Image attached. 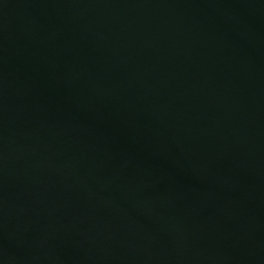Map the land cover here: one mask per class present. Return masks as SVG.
<instances>
[{
  "label": "water",
  "instance_id": "obj_1",
  "mask_svg": "<svg viewBox=\"0 0 264 264\" xmlns=\"http://www.w3.org/2000/svg\"><path fill=\"white\" fill-rule=\"evenodd\" d=\"M0 264H264V0H0Z\"/></svg>",
  "mask_w": 264,
  "mask_h": 264
}]
</instances>
